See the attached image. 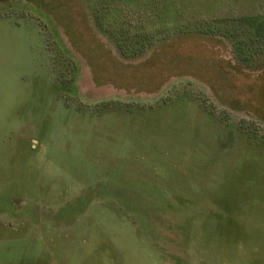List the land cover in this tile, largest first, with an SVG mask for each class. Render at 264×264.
Returning <instances> with one entry per match:
<instances>
[{"label":"rangeland","instance_id":"1","mask_svg":"<svg viewBox=\"0 0 264 264\" xmlns=\"http://www.w3.org/2000/svg\"><path fill=\"white\" fill-rule=\"evenodd\" d=\"M0 264H264V0H0Z\"/></svg>","mask_w":264,"mask_h":264},{"label":"trees","instance_id":"2","mask_svg":"<svg viewBox=\"0 0 264 264\" xmlns=\"http://www.w3.org/2000/svg\"><path fill=\"white\" fill-rule=\"evenodd\" d=\"M87 3V1H85Z\"/></svg>","mask_w":264,"mask_h":264}]
</instances>
